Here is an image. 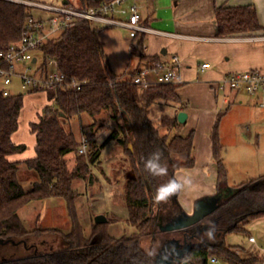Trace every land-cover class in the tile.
Instances as JSON below:
<instances>
[{
    "label": "trees",
    "instance_id": "obj_1",
    "mask_svg": "<svg viewBox=\"0 0 264 264\" xmlns=\"http://www.w3.org/2000/svg\"><path fill=\"white\" fill-rule=\"evenodd\" d=\"M24 1L0 0V51L18 40L27 27L33 7ZM101 1L77 0L84 8L96 6ZM215 13L218 36H250L263 29L252 4L220 5ZM105 28L86 20L79 21L40 48L43 67L48 68V62L54 60L68 80L77 79L83 84L79 90L58 87L47 91L52 104H47L38 121L30 124L37 138L36 156L22 162L11 160L9 155L27 148L26 144H17L12 138L19 128L25 94L5 95L0 83V245L7 241L20 244L31 234L57 233L62 238L57 250L0 259V264H156L152 249L143 244L145 237L149 236L151 242L156 243L160 220L188 215L178 200L180 188L164 200H157L155 195L159 182L167 180V183L175 181L179 184L175 172L196 163L193 155L195 131L187 135L180 131L182 123L178 120V113L186 107L178 93L181 83H153L144 87L133 81L138 68L126 79L117 74L97 33ZM145 36L140 33L133 38L136 44L132 43L131 53L145 59L147 66L153 68L163 61L160 56L148 55L144 51ZM227 110L218 113L212 131L213 157L218 171L217 190L214 195L206 197L216 200L213 213L221 212L218 223L221 231L215 228V231L202 235L183 234L179 242L186 241L193 246L178 264L183 261L210 264L212 259L224 260L228 264H256L261 260L258 254L242 255L240 251L244 249L225 241L227 233L246 232L249 223L264 217V173L234 185L228 184L225 146L220 132ZM155 112L158 116L154 118ZM85 113L93 117V122L81 124L80 130L86 136L89 148L88 154H81V139L66 127V123ZM102 113H106L107 121L114 123L107 140L115 139L122 145L137 176L136 179L126 177L125 183L126 221L135 225L137 231L119 238L108 232V221L95 222L91 233H85L77 207L80 192L74 187L75 179L92 183L90 165L99 159L106 144L99 143L97 132L98 117ZM154 153H160L159 164L167 173L153 175L146 169L145 165L149 159H154ZM72 156L75 163L71 168L69 160ZM21 164L38 173V180L29 190L20 181ZM53 197L65 200L70 230L36 227L30 231L20 209L32 201ZM156 201L158 207L150 215Z\"/></svg>",
    "mask_w": 264,
    "mask_h": 264
},
{
    "label": "crops",
    "instance_id": "obj_2",
    "mask_svg": "<svg viewBox=\"0 0 264 264\" xmlns=\"http://www.w3.org/2000/svg\"><path fill=\"white\" fill-rule=\"evenodd\" d=\"M146 3L148 23L158 32L146 34L144 51L148 55L160 56L166 64L174 55L179 57L177 72L181 85L178 93L186 103L180 111L188 114L180 131L183 135L195 131L193 155L196 163L193 167L177 170L175 176L180 184L179 203L188 215H192L197 199L214 195L217 190L218 171L213 157L212 131L220 111L228 109L220 126L228 184L234 185L264 173L260 142L264 134V107L259 106L255 96L243 90L219 88L227 73L264 68V0H147ZM247 4L256 7L263 29L250 36H218L216 7ZM33 14L47 16L37 10H33ZM130 41L132 46L135 41L131 37ZM138 61L133 70L142 68L139 64L143 60L138 58ZM203 63L210 66L203 69ZM37 93L33 94L38 96ZM44 95L46 102L25 118V127L19 120V128L12 138L17 144H26L27 148L9 155L11 160L22 162L36 156L37 138L30 124L38 121L43 108L50 102L46 92ZM251 132L256 135V141L252 140ZM212 201L209 199L204 203ZM208 208L210 213L213 212L214 209Z\"/></svg>",
    "mask_w": 264,
    "mask_h": 264
},
{
    "label": "rangeland",
    "instance_id": "obj_3",
    "mask_svg": "<svg viewBox=\"0 0 264 264\" xmlns=\"http://www.w3.org/2000/svg\"><path fill=\"white\" fill-rule=\"evenodd\" d=\"M73 1L77 2V0ZM97 33L100 39L105 43V49L112 69L116 73H120L123 78H129L130 72L138 65L139 61L138 57L131 53V41L128 31L121 27H107L99 30ZM35 54L42 60L40 51H36ZM139 65L142 68L145 67V61H141ZM151 77H154V75L152 74ZM17 81L16 79L15 91H19L17 88ZM12 88H14V85ZM39 94L38 96L33 93L25 94L24 108L20 119L24 127L26 125L25 118L31 116L35 109L46 102L44 92H39ZM48 104H52V101ZM153 115L154 118L158 116L156 112ZM106 118V113H102L99 116V125L97 127L98 139L100 144L104 142H106V144L101 151L99 159L90 165L91 174L89 175L92 176L90 179L92 183L88 184L86 180L75 179L74 187L80 192V196L77 199V207L79 218L85 228V233L89 235L95 224V217L98 214H104L108 219V232L112 236L119 238L123 235L129 236L137 231L135 225L126 221L128 215V205L125 198L126 175L128 171L133 172V170L131 169V164L125 155L122 145L115 139L107 140L108 135L113 129L114 123L107 121L108 119ZM91 122H93V117L85 113L82 114V116L74 117L71 122L66 123V127L73 130L81 139V124H88ZM251 134L252 140L256 141L254 132H251ZM260 142L262 152L261 160L264 161V134L261 136ZM74 163L75 157L72 156L69 160L71 168ZM19 177L23 187L29 190L32 184L38 180V173L35 170L27 168L24 164H21ZM166 184H168L167 180L159 182L155 195H157V190ZM206 197L207 196L197 199V210H195L194 214H182L183 216H179L175 219L172 218L173 226L177 224L181 226L179 229L180 231L174 229L165 230L164 227H167L166 223H168L169 220L164 218L159 221L161 228H157V231H159L157 242H151V238L146 236L143 242L144 246L151 248L155 257H157L161 252L163 244L167 240L172 239L179 241L178 239L186 232L195 235L199 233L202 235L209 231H215V228L216 231H221L218 227L221 212H207L208 207L212 209L217 207L216 200L211 198L213 200L211 203H204L209 200L208 198L206 199ZM204 206L207 207H205V210L203 208ZM152 207L150 215L155 213L158 202H153ZM19 213L30 231L36 227L57 228L61 231H69L71 228L70 216L63 198L53 197L32 201L23 206ZM246 229V232L227 233L225 235V241L228 244L244 249L240 251L242 255H249L250 253L260 255L261 260L259 264H264V217L253 220L246 226ZM250 234L256 238V242H250ZM61 241V235L57 233H45L40 236L31 234L26 237V240L21 241L20 244L19 242L7 241L0 245V259L22 257L38 251L51 252L58 249ZM184 243L187 242L182 241L166 244V249L171 255L175 246H182ZM210 264L228 263L224 260L212 259Z\"/></svg>",
    "mask_w": 264,
    "mask_h": 264
},
{
    "label": "built area",
    "instance_id": "obj_4",
    "mask_svg": "<svg viewBox=\"0 0 264 264\" xmlns=\"http://www.w3.org/2000/svg\"><path fill=\"white\" fill-rule=\"evenodd\" d=\"M24 2L31 5L33 10L44 12L47 16L34 14L29 16L27 27L21 32L19 39L0 51V83L5 95L47 93L48 90H56L58 87L81 89L82 81L68 80L54 60L48 62V68L43 67V60L35 54L49 39L55 38L79 21L86 20L99 27L125 28L131 38L137 37L140 33L158 32L148 23L147 0H102L98 5L87 8L81 7L73 0ZM178 62L179 57L174 55L169 64L158 62L153 68L151 66L138 68L135 70L133 81L144 87L153 83H179ZM201 66L204 69L210 64L203 63ZM152 74L154 77H151ZM16 79L19 91H15ZM219 88L243 90L255 96L259 106L264 107V68L227 73ZM79 152L81 154L88 152L85 135L81 137ZM249 240L256 242L254 236H250Z\"/></svg>",
    "mask_w": 264,
    "mask_h": 264
},
{
    "label": "water",
    "instance_id": "obj_5",
    "mask_svg": "<svg viewBox=\"0 0 264 264\" xmlns=\"http://www.w3.org/2000/svg\"><path fill=\"white\" fill-rule=\"evenodd\" d=\"M34 60H36V59H34ZM187 117H188V114L185 111H183V110L178 113V120H179L180 123H184L186 121ZM126 177L129 178V179H136L137 176H136V174L134 172L128 171ZM206 208H204V210ZM196 210H197V207H196ZM207 212H210L209 208L207 209ZM179 216H183V215H178L175 218H177ZM107 221H108V219L106 218V216L104 214H98L95 217V222L96 223H105ZM172 222H173V219L170 222L166 223L167 227H164V229L165 230L166 229H174L175 230V229H178V228L181 227L178 224L176 226H173ZM173 242L178 243L179 241H175V240L169 239L163 244L161 252L156 257V264H178V262L183 257H185V255L189 252V250L193 246V244H185L184 247L179 246V245L177 247L175 246L176 248L175 247L173 248L172 254L170 255L168 250L166 249V244H171ZM179 264H191V263L188 262V261H183V262H181Z\"/></svg>",
    "mask_w": 264,
    "mask_h": 264
},
{
    "label": "clouds",
    "instance_id": "obj_6",
    "mask_svg": "<svg viewBox=\"0 0 264 264\" xmlns=\"http://www.w3.org/2000/svg\"><path fill=\"white\" fill-rule=\"evenodd\" d=\"M154 159H149L145 165L146 169L153 175H162L166 172V168L161 167L159 164L160 153L153 154ZM180 185L175 181H170L168 184L161 186L157 190L156 199L164 200L167 196L171 195Z\"/></svg>",
    "mask_w": 264,
    "mask_h": 264
}]
</instances>
